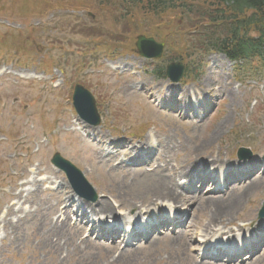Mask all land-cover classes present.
Wrapping results in <instances>:
<instances>
[{
	"label": "rangeland",
	"instance_id": "rangeland-1",
	"mask_svg": "<svg viewBox=\"0 0 264 264\" xmlns=\"http://www.w3.org/2000/svg\"><path fill=\"white\" fill-rule=\"evenodd\" d=\"M67 3L0 0V264H233L218 262L219 254L214 260L199 258L206 214H192L187 233L178 232L161 215L166 201L174 202L165 198L168 188L175 190L176 184L168 180L171 171L196 161H220L217 169L198 166L176 183L186 185L191 177L190 188L200 190L201 176L209 171L233 173L235 178L231 174L222 182L223 191L253 169L238 165L242 149L251 152L260 171L257 190L245 196L232 218L233 235L217 236L215 242L234 244L256 233L263 243L264 232L249 222L264 224L259 217L264 207V59L230 63L222 54L195 50L202 30L193 26L200 27L206 13L202 2L158 19L159 24L144 21L138 31L125 26L124 19L117 21L123 11L104 10L95 0ZM140 35L164 45L160 59L139 56L135 43ZM172 63L186 68L178 84L163 76ZM76 85L93 94L101 116L98 127H89L75 113ZM158 92L162 105L156 102ZM172 93L192 94L188 114L166 98ZM205 141L211 145L200 150ZM154 142L156 149L149 152L137 148ZM131 148L143 153L140 159L132 158ZM55 157L83 174L99 196L97 202L78 196L69 204L62 202L72 190L65 174L52 165ZM212 191L210 186L203 198L192 196L186 207L198 208L220 196ZM103 200L116 216L95 232ZM72 203L66 221L65 209ZM78 209L87 219L74 216ZM161 221L170 225V237L159 238ZM128 223H135L144 242L132 236L127 244L130 236L123 229ZM149 225L157 236L146 243ZM114 229L123 231L124 243L116 241ZM192 231L198 235L187 247ZM261 253L245 264H264Z\"/></svg>",
	"mask_w": 264,
	"mask_h": 264
},
{
	"label": "trees",
	"instance_id": "trees-1",
	"mask_svg": "<svg viewBox=\"0 0 264 264\" xmlns=\"http://www.w3.org/2000/svg\"><path fill=\"white\" fill-rule=\"evenodd\" d=\"M95 1L104 10L123 11L118 15L117 21L124 19L125 26H130L134 31L140 30L144 21L156 24L158 19L178 14L181 9L185 11L188 7L194 6L190 4L192 2L205 3L206 10H202L206 12L202 15L203 24L200 27L193 26L202 30L195 50L205 49V52L222 53L231 61L264 59V0ZM65 2L66 4L61 5L68 4L67 0Z\"/></svg>",
	"mask_w": 264,
	"mask_h": 264
},
{
	"label": "bare ground",
	"instance_id": "bare-ground-1",
	"mask_svg": "<svg viewBox=\"0 0 264 264\" xmlns=\"http://www.w3.org/2000/svg\"><path fill=\"white\" fill-rule=\"evenodd\" d=\"M159 94H160L159 92L156 93V95H157L156 102L159 103L160 105H162L163 102L161 101ZM172 94L174 95V93H172ZM191 95L189 96L187 93H183L182 96H180L179 94L174 95L176 97H174L172 95H166V98L174 100L172 102H174L177 105V109L180 113L188 114L190 112V107H191L190 105L193 103V97ZM180 103H186L187 107L179 106ZM211 142L212 141H205L201 145L200 150H202V148H203V150L206 149L208 146L211 145ZM154 145H156L155 142L154 143H145L141 146V150H142V152H144L145 150H146V152H149L152 147H154L156 149V146H154ZM131 153L134 154V157H133L134 159H139V157H137V154H135L136 151L134 149L131 150ZM141 154H143V153H141ZM219 164H220V161H217V160H202L200 162L196 161L195 164H192L190 167L182 168L179 171H171L170 172L171 175L168 178V180H170L171 182H174V184H176L175 190H174V188H172V189L168 188L169 191L166 193V197H165V198H168V200L174 201V202L166 201V204L164 205L165 207H167L166 211H168L169 217L171 219L178 218L180 216L179 213L183 212L180 209L184 206H185L184 209L189 214L188 220H190V217L192 216V214H196V212L199 215H203V214L207 215L208 221H207V223L202 225V229H203L202 233H204V236H203L204 245H203V247L205 249L213 248L212 247L213 241L208 239L209 236H212V239H216L217 236L224 238L225 236L230 237L231 235H233L234 231H233V229L230 228V226L233 225L232 218L235 216V213L243 205L244 200H245V196L249 195L251 193V191L255 192L257 190V187H255V184L259 183V181L257 180V175L259 174V172L257 170H255L250 175L249 178H246V180H244L240 183H237L235 185L230 184L229 186H227L223 193L221 192V190H219V188L216 187L215 190L212 191L210 194H216V195L218 194L220 196L206 199L205 203H203L202 206H199L198 208H193V204H192V205L186 207V205L190 204V201L192 200V196L197 195L198 199H199V198H203L207 194L206 190H207V188H209V186H210L209 181H211V180H209V181L205 180L203 182V185L201 186L200 190H198L197 188H194V189L190 188V182L192 180L191 177H189L187 179L188 182L186 185H181V184L178 185L176 183V178H178L179 176H182V177L188 176L190 171L196 169L198 166H200L201 168H204L205 166L209 165V166L217 169ZM238 165L242 166L243 164L239 163ZM179 189L184 191V193L187 196L185 194L183 195V193L180 192ZM233 190L239 191V192L235 193ZM65 196L66 197L62 200V202L65 204L71 203V201L73 200L72 198H74V196H72V195L67 196V194H65ZM221 198H223V199H221ZM225 198H227L228 202L226 200H224ZM218 200L222 201V202H219ZM72 205L73 204L66 207V209H65L66 210L65 211L66 221L68 219H70V217H71V213H70L69 209L72 207ZM88 209L91 210V212L94 211V208L91 206H88ZM98 211L100 213H102L104 216H107L108 219L109 218H115V216H116L111 205L107 201H104V200L99 203ZM134 211H136V209H134ZM76 215H80V217H82L83 219H87L86 213L83 212L81 209H78L74 213V216H76ZM249 223H250L249 225H253V227H255V229L258 228V229H260V232L261 231L264 232V224L257 222V221H254V220H251ZM247 226H243V227H247ZM241 229H243V228H239L238 231H240ZM190 230H191L190 223L186 222L185 226H184V230L182 231V233L183 232L187 233ZM193 234H194V237H193ZM121 235H122V233L120 231L116 232V237L118 239L121 237ZM197 235H198V233L196 231L195 232L192 231L190 234H188L189 238H188V241H187L185 246L191 247L194 244V242H195L194 238ZM248 238L249 237L243 239V242H245V240H247ZM227 240H230V238H227ZM113 248H115V246H113ZM192 249L193 248H191L189 251L192 252L194 255V251ZM181 253H185L183 251V247L181 248ZM262 254L263 253L256 255V257H254L253 259L257 260L258 259L257 257H259L260 255H261L260 256V258H261L263 256ZM194 257H196V255H194ZM203 264H208V263H203Z\"/></svg>",
	"mask_w": 264,
	"mask_h": 264
},
{
	"label": "water",
	"instance_id": "water-1",
	"mask_svg": "<svg viewBox=\"0 0 264 264\" xmlns=\"http://www.w3.org/2000/svg\"><path fill=\"white\" fill-rule=\"evenodd\" d=\"M136 48L139 55L147 59H157L163 54V46L155 42L153 38L139 36L137 38ZM183 72L184 67L180 63L171 64L167 68V75L174 83L180 81ZM73 106L82 120L92 126H98L100 124V116L97 111L95 99L92 94L82 86L75 87ZM240 152H245V150H241ZM53 163L67 174L77 193L91 194L93 195L91 199L94 201L96 200L91 187L87 184L83 175L74 166L68 162L60 160L58 157L53 159ZM261 217H264V211L261 213Z\"/></svg>",
	"mask_w": 264,
	"mask_h": 264
}]
</instances>
